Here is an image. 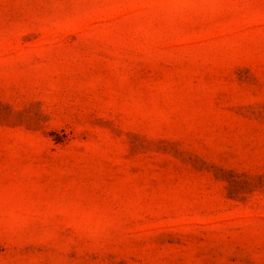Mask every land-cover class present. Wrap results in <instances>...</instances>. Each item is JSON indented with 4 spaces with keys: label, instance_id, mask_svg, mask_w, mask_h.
<instances>
[{
    "label": "rangeland",
    "instance_id": "374dc122",
    "mask_svg": "<svg viewBox=\"0 0 264 264\" xmlns=\"http://www.w3.org/2000/svg\"><path fill=\"white\" fill-rule=\"evenodd\" d=\"M0 264H264V0H0Z\"/></svg>",
    "mask_w": 264,
    "mask_h": 264
}]
</instances>
